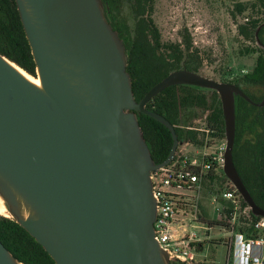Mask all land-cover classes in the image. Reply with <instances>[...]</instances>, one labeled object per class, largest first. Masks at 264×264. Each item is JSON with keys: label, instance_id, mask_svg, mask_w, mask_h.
<instances>
[{"label": "water", "instance_id": "obj_1", "mask_svg": "<svg viewBox=\"0 0 264 264\" xmlns=\"http://www.w3.org/2000/svg\"><path fill=\"white\" fill-rule=\"evenodd\" d=\"M35 76L0 54V201L55 264H172L153 223L151 173L178 144L174 127L146 105L171 86L218 94L226 148L221 176L254 217H264L233 163L238 83L186 69L169 73L140 101L126 68V37L108 0H15ZM256 44L264 50L258 33ZM36 79L34 83L31 79ZM137 113L168 129L173 143L155 163ZM0 264H22L0 242Z\"/></svg>", "mask_w": 264, "mask_h": 264}, {"label": "trees", "instance_id": "obj_2", "mask_svg": "<svg viewBox=\"0 0 264 264\" xmlns=\"http://www.w3.org/2000/svg\"><path fill=\"white\" fill-rule=\"evenodd\" d=\"M111 23L126 37L128 54L127 72L132 81L135 100L143 96L169 73L186 69L200 72L202 65L197 51H192V41L184 33L180 42L161 41L160 33L152 19L154 0H108ZM231 3L230 16L236 20L245 16L237 25V36L252 46H244L239 53H259L250 72L232 80L222 82L238 83L243 91L255 102L264 96V50L255 40L257 27L264 23V0H222ZM127 16V18L125 17ZM113 17L120 21L114 24ZM126 20H125V18ZM124 28L121 32L117 28ZM259 41L264 45V27L259 31ZM0 54L35 76V64L17 12L15 0H0ZM255 84L263 89L260 96L253 95L248 87ZM146 109L163 116L174 127L179 142L196 141L198 133L187 129L192 127L208 111L209 117L219 135L224 137V121L221 103L216 92L191 86H171L164 89L146 105ZM139 126L149 148L153 161L162 163L172 148L170 132L153 118L137 113ZM233 163L255 203L264 209V107L256 108L243 99H237L236 133L233 148ZM228 182L221 175L217 183ZM213 180L206 185L204 194L214 192ZM241 202L246 205L242 198ZM253 222L259 217L251 215ZM0 242L22 264H55L44 249L17 223L0 216ZM172 264H186L175 261ZM194 264H215L213 262Z\"/></svg>", "mask_w": 264, "mask_h": 264}, {"label": "built area", "instance_id": "obj_3", "mask_svg": "<svg viewBox=\"0 0 264 264\" xmlns=\"http://www.w3.org/2000/svg\"><path fill=\"white\" fill-rule=\"evenodd\" d=\"M208 111L189 129L198 133L196 141L180 143L171 162L151 173L157 214L155 236L171 262L195 263L197 248L214 229L230 237L225 264H264V217L256 222L251 211L229 183H217L224 163L226 142L219 135ZM213 215L204 207L206 185ZM197 229L204 230L201 237Z\"/></svg>", "mask_w": 264, "mask_h": 264}, {"label": "rangeland", "instance_id": "obj_4", "mask_svg": "<svg viewBox=\"0 0 264 264\" xmlns=\"http://www.w3.org/2000/svg\"><path fill=\"white\" fill-rule=\"evenodd\" d=\"M231 8L229 1L222 0H154L151 16L162 42H180L181 33L188 35L192 51L198 52L202 62L199 74L222 82V78L232 80L250 72L259 54L239 53L244 46L256 47L237 36V25L245 21V16L233 20ZM207 199L204 194V207L211 217ZM197 232L204 237V230ZM229 237L223 230L211 231L210 237L203 238L204 243L198 246L195 263L225 264Z\"/></svg>", "mask_w": 264, "mask_h": 264}, {"label": "flooded vegetation", "instance_id": "obj_5", "mask_svg": "<svg viewBox=\"0 0 264 264\" xmlns=\"http://www.w3.org/2000/svg\"><path fill=\"white\" fill-rule=\"evenodd\" d=\"M125 18V17H124ZM125 20H126V18H125ZM113 21H114V24L116 23V24H118L117 23V21L118 22H120L118 19H117V21H116V19H115V17H113ZM115 24V25H116ZM117 26V25H116ZM118 27V26H117ZM119 31H121V32H123V31H125L124 30V28H117ZM262 29V28H261ZM260 29V30H261ZM259 34V33H258ZM255 35V34H254ZM256 40V39H255ZM177 86H179V85H177ZM248 89H249V91L253 94V95H255V96H260L261 94H263V89L262 88H259L258 86H256L255 84H251V85H249V87H248ZM240 98V97H239ZM263 98H264V96H263ZM262 98V99H263ZM242 99V98H241ZM220 100V99H219ZM244 100V99H243ZM245 101V100H244ZM246 102V101H245ZM250 105V104H249ZM252 106V105H251ZM253 107H255V106H253ZM256 108H259V107H256ZM263 108V107H262ZM205 115V114H204ZM196 121L197 120H195L194 122H193V125L196 123ZM192 125V126H193ZM190 127H187V129H189ZM180 143H182V142H180ZM180 143L178 144V146H177V148H176V151H177V149H178V147H179V145H180Z\"/></svg>", "mask_w": 264, "mask_h": 264}, {"label": "bare ground", "instance_id": "obj_6", "mask_svg": "<svg viewBox=\"0 0 264 264\" xmlns=\"http://www.w3.org/2000/svg\"><path fill=\"white\" fill-rule=\"evenodd\" d=\"M30 79L34 82V83H38V81L36 79H33L30 77ZM0 215H5V209L4 206L2 204V202L0 201Z\"/></svg>", "mask_w": 264, "mask_h": 264}]
</instances>
